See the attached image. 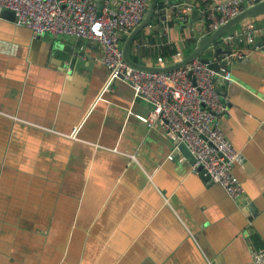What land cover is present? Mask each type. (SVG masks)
Segmentation results:
<instances>
[{"label":"crops","instance_id":"crops-1","mask_svg":"<svg viewBox=\"0 0 264 264\" xmlns=\"http://www.w3.org/2000/svg\"><path fill=\"white\" fill-rule=\"evenodd\" d=\"M173 17L140 37L149 42L158 29L174 46L200 36V16ZM225 37L222 53L207 57L233 78L216 79L226 94L222 129L242 154L238 200L194 171L171 132L139 119L153 105L122 79L109 83L101 45L37 36L0 16V264L264 260V47L260 35Z\"/></svg>","mask_w":264,"mask_h":264},{"label":"built area","instance_id":"built-area-1","mask_svg":"<svg viewBox=\"0 0 264 264\" xmlns=\"http://www.w3.org/2000/svg\"><path fill=\"white\" fill-rule=\"evenodd\" d=\"M259 1H210L199 10L204 31L213 32ZM160 2L181 20H187L194 9L187 0ZM149 4L150 0H0V9L14 10L15 23L31 29L37 36L46 33L74 36L101 45L102 62L109 69V83L122 79L132 87L136 96L153 105L151 112L139 116V119L149 126L162 125L174 139L185 142L196 157L194 171L202 166L211 181L222 186L230 198L238 200L244 194V187L234 172V166L242 160V154L222 129L227 107L215 86L219 74L198 59L167 72L138 70L124 60L123 43L145 18ZM255 22L248 20L234 35L249 41L260 35L264 47V23L257 25ZM234 35H227L225 39L232 40ZM145 42V46L153 47L152 43ZM165 44L173 45L170 40ZM182 57L181 52L175 53L170 60L158 57L156 64L165 65ZM224 78L228 83L233 81L229 71ZM257 262L264 263L261 255H257Z\"/></svg>","mask_w":264,"mask_h":264},{"label":"water","instance_id":"water-1","mask_svg":"<svg viewBox=\"0 0 264 264\" xmlns=\"http://www.w3.org/2000/svg\"><path fill=\"white\" fill-rule=\"evenodd\" d=\"M170 4V2L168 3ZM200 5L198 4L196 8H194L189 17L193 18V20H198L200 16ZM168 14L170 16H168ZM0 16L9 20L16 19V13L14 10L9 8H1ZM264 16V0H261L243 10L240 14L230 18L224 24L220 25L217 29H215L211 33H206L204 31V24L200 21L197 23V31L200 33V36L196 38V46L192 52L183 56L181 59L170 62L165 65H158L156 63H142L137 62L131 57V49L139 36L149 27L156 28H166L170 21L174 19L173 13L171 9H168L166 5H164L160 0H150V4L143 21L136 26L131 33L125 39L122 51L124 60L131 67L146 71V72H167L178 69L189 64L191 61L198 59L203 63L207 64L211 69L215 70L219 75L224 76L228 70V64L225 62H219L214 60L213 58L203 57V53L207 50H213L214 54L217 56L222 53V50L219 48L218 43L225 37V35L233 34V29L236 28L241 22L245 20H250L254 18H259ZM178 19L175 18V21ZM215 86L217 91L221 94L222 100L226 102V94L222 92V88L220 87L217 79H215ZM204 138H206L204 136ZM176 145L178 148V152L182 154L191 164L196 163V157L190 151L185 142L177 139ZM198 171L202 172V174L207 178L211 179L210 175L203 169L202 166L198 167Z\"/></svg>","mask_w":264,"mask_h":264},{"label":"trees","instance_id":"trees-1","mask_svg":"<svg viewBox=\"0 0 264 264\" xmlns=\"http://www.w3.org/2000/svg\"><path fill=\"white\" fill-rule=\"evenodd\" d=\"M253 20L258 21L259 18H254ZM181 23L184 26L187 23V21H184V22L181 21ZM170 25H174V22H171ZM154 33H156L155 35L156 37L150 38V41H149L150 43L153 44V47L145 46L144 43L146 42L144 38L140 37L141 35L139 36V38L137 39V41L135 42V44L133 45L131 49L132 59H134L137 62H142L145 64H147L149 58H152V57L156 59L158 57H163L165 59L170 60L175 53L181 52V54L185 56L189 54L190 52H192L196 46V41H197L196 38L189 37L184 43H181V45L178 44V45L173 46V45L165 44L163 41H161L165 38L161 39V36H159L160 32L158 29L154 30ZM157 38L159 39V41L157 40ZM209 55H210V51L207 50L203 53L202 56L207 57Z\"/></svg>","mask_w":264,"mask_h":264},{"label":"rangeland","instance_id":"rangeland-1","mask_svg":"<svg viewBox=\"0 0 264 264\" xmlns=\"http://www.w3.org/2000/svg\"><path fill=\"white\" fill-rule=\"evenodd\" d=\"M184 41H186V40L184 39ZM22 177H23V175H22V174H20L19 178L21 179Z\"/></svg>","mask_w":264,"mask_h":264}]
</instances>
